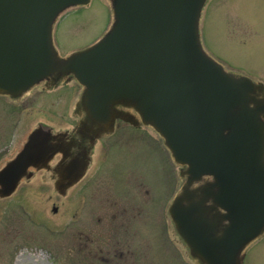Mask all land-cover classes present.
I'll return each mask as SVG.
<instances>
[{"label": "water", "instance_id": "95a60500", "mask_svg": "<svg viewBox=\"0 0 264 264\" xmlns=\"http://www.w3.org/2000/svg\"><path fill=\"white\" fill-rule=\"evenodd\" d=\"M91 0H0V94L19 99L45 80L74 77L77 105L112 133L117 119L151 126L164 139L184 182L169 207L199 264H242L264 233V85L229 72L203 48L207 0H110L113 23L93 45L61 57L58 16ZM124 109H129L124 110ZM136 113V114H135ZM36 128L0 169V198L50 160ZM61 164L60 193L83 176L89 150Z\"/></svg>", "mask_w": 264, "mask_h": 264}, {"label": "rangeland", "instance_id": "374dc122", "mask_svg": "<svg viewBox=\"0 0 264 264\" xmlns=\"http://www.w3.org/2000/svg\"><path fill=\"white\" fill-rule=\"evenodd\" d=\"M112 23L110 0L68 8L53 26L57 51L66 57L93 44ZM200 36L205 51L226 69L264 84V0H208ZM82 91L70 80L53 89L35 86L16 100L0 95V169L39 124L52 132L74 130ZM180 170L153 128L119 122L98 141L89 171L65 196L39 171L14 195L0 198V264H88L86 250L74 246L76 235L98 225L112 237L115 227L116 237L128 230L140 241L145 249L138 264H198L169 214L184 182ZM245 255L244 264H264V234Z\"/></svg>", "mask_w": 264, "mask_h": 264}, {"label": "flooded vegetation", "instance_id": "af4514ba", "mask_svg": "<svg viewBox=\"0 0 264 264\" xmlns=\"http://www.w3.org/2000/svg\"><path fill=\"white\" fill-rule=\"evenodd\" d=\"M69 81L70 78L62 79L59 82L47 80L41 84H44L45 88L47 89H53L58 87L61 83ZM77 112L81 116L74 130L71 132H56L52 138H46V152L48 151V155L51 158L48 162H46L45 167L39 170L36 168H30V171L33 173L31 178H33L39 171H45V173H48L51 180H53L54 189L61 196H65L71 188L78 185L86 176L87 172L89 171L92 162V155L98 141L104 140L105 138L111 136L115 132L119 122L130 126V124L125 121L116 120L114 131L112 133H104L97 137L95 135L97 127L91 121H89L86 113L82 109H77L76 107V113ZM36 128H40L44 134H52L47 125L45 126L43 124H39L36 126ZM85 150H89V159L84 176L75 185L68 188L64 193H60L56 187V181L59 175L57 170L59 166L61 164L69 163L73 158H78V165L81 166L84 158L83 152ZM31 178L28 180H31ZM98 228L99 225L96 228L91 226L87 229L89 234L82 232L81 236L80 233L78 237L76 235V242L74 246H78V248L81 247L82 249L86 250L85 261L88 264H94V262H100L102 264H138L139 262H142V259L144 258V245L140 241H137L134 236H130L128 234V230L126 231V234L123 232H118L116 237V229L113 227L114 229L112 231H114V237H112L113 232L108 231L105 233L101 230H98ZM245 256L246 255L243 257L242 264H244L246 258Z\"/></svg>", "mask_w": 264, "mask_h": 264}]
</instances>
